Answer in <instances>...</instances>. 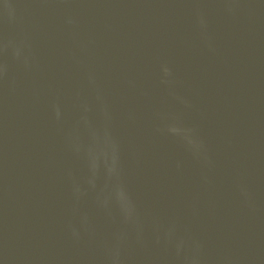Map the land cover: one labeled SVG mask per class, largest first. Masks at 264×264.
I'll use <instances>...</instances> for the list:
<instances>
[{"label": "water", "instance_id": "obj_1", "mask_svg": "<svg viewBox=\"0 0 264 264\" xmlns=\"http://www.w3.org/2000/svg\"><path fill=\"white\" fill-rule=\"evenodd\" d=\"M0 264H264V0H0Z\"/></svg>", "mask_w": 264, "mask_h": 264}]
</instances>
